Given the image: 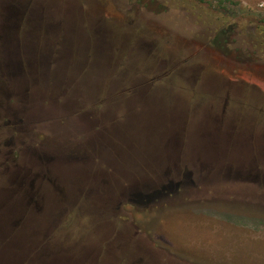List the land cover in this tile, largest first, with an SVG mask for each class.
<instances>
[{
	"label": "rangeland",
	"instance_id": "rangeland-1",
	"mask_svg": "<svg viewBox=\"0 0 264 264\" xmlns=\"http://www.w3.org/2000/svg\"><path fill=\"white\" fill-rule=\"evenodd\" d=\"M11 2L27 5L28 10H32L31 5L77 3L81 7L83 32L88 38L87 41H81V48L99 50L103 58L98 62L112 63V74L116 80L123 77L129 80L141 79L138 74H144L145 79L158 80L153 82L158 87L157 93L147 97V102L154 106H146L138 113L136 111L129 115L124 126L125 135L122 139L119 137L121 145L125 144L123 137L128 142L131 140L136 143L133 146V158L138 155L139 150L153 151L158 140L167 137L164 133H169L173 128L172 109L161 103L163 97L167 99L172 95V83L179 96L193 99V103L189 102L187 105L188 124L200 122L204 116L208 117L209 127L218 124L222 115L221 103L215 97L225 95L224 88L219 92L218 84L226 82L233 86L230 92L227 91L229 88L226 89L231 98L239 92L245 98L240 97L241 102L229 104L221 126L227 128L233 123L236 127L238 121L234 120L233 114H241L259 124L258 129L264 131V97L258 100L251 98L257 93L252 86H264V0ZM34 18L35 23L54 21L49 18V14H42L35 8ZM55 42L56 40H51L46 48L57 47ZM15 45H28L37 50L44 48L45 40L36 37L26 40L0 39V48ZM111 49H114V53ZM39 58L40 56L33 55V64H38ZM1 59L0 69L10 68L4 64H19L18 59L12 56H3ZM85 59L89 63L93 58L82 56V60ZM46 65L42 60L40 68H35L32 73L33 79H47L49 73ZM48 68L52 76L54 68ZM33 90L35 89H30L27 93V98L31 101L28 100L23 106H28L27 114L32 115L28 122L38 132L56 140L61 136L74 135L75 130L88 126V117L74 113L75 104L67 109L60 107L62 102L56 98V91L49 90V94H43L37 99ZM9 92L2 81L0 145L3 153L12 149L10 130L14 102L5 99V93ZM60 108L74 113L70 120L78 119L76 127L79 128L69 126L64 115L59 117ZM195 127L198 125H189V128ZM101 142L104 143L103 139ZM122 158L126 160L128 156L124 154ZM249 168H236L232 165L211 168L210 172L212 175L219 170L223 173L221 175L232 176ZM88 169L90 170L89 167ZM257 169L264 171V168H252L250 172L254 173ZM1 171L0 201L4 203L5 197L19 182V178L12 166L1 167ZM116 171L115 169L113 176L119 175ZM108 177L107 173H99L100 186L105 185ZM80 178L78 182L66 184L49 181L40 191L35 183L31 199L30 193L22 196V214L13 215L9 224L21 219L20 224L26 228L29 219H35L37 225L44 229L38 230L39 234L34 236L35 245L43 247L42 251L47 253L64 249L69 259L77 258L79 264H264V195H258L257 199L250 198V195H233L236 191L264 193V185L256 187L249 182L234 183L228 180L224 183H210L201 188L204 193L210 192L203 194L208 198L206 200H195L187 205L174 204L164 210L136 212L128 216L127 222H120L115 226L109 224L105 217L94 215L91 207L95 197L87 192L84 183H80L84 179ZM109 179L112 182V178ZM25 186L28 188V184ZM9 207L10 204L7 208ZM3 214L0 213L2 222ZM139 228L142 232L138 231ZM1 232L0 259L8 260L12 257V240L22 231L10 224L4 226ZM131 235L133 241L129 242ZM31 238L28 236L25 241L22 239L24 245L22 242L23 246L14 250L18 259L20 258L19 264H24V261L29 264L28 253L33 252L28 247ZM137 240H141L139 244ZM158 242L168 244L175 252L176 255L167 258L172 262H158L155 255H169L157 245ZM56 255L58 254L52 256ZM181 255L190 261L178 262L179 258L175 256Z\"/></svg>",
	"mask_w": 264,
	"mask_h": 264
},
{
	"label": "flooded vegetation",
	"instance_id": "flooded-vegetation-1",
	"mask_svg": "<svg viewBox=\"0 0 264 264\" xmlns=\"http://www.w3.org/2000/svg\"><path fill=\"white\" fill-rule=\"evenodd\" d=\"M31 8L32 10H28L27 5L15 4L11 0H0V39L26 40L36 37L45 40L44 48L37 50L28 45L0 48V61L3 56H12L19 61L18 65L4 64L10 67L8 70L0 69V83L4 81L10 90L8 94L5 93V99L14 102L11 108L13 123L10 130L12 149L3 153L0 145V178L1 167L4 166H12L19 178V182L5 197L4 203L0 201V213L10 211L14 216L21 215L22 196L24 193H30L31 199L35 183L40 191L49 181L60 184L74 183L78 182L80 177L84 179L80 183H84L87 192L95 197L91 207L94 215L105 217L109 224L115 226L117 223L127 222L128 216L136 212L164 210L174 204L187 205L195 200H206L208 198L203 194L210 192L204 193L201 188L210 183H224L228 180L234 183L249 182L256 187L264 185V171L257 169L254 173L250 172L252 168H264V131L258 129L259 124L241 114L232 113L238 125L235 127L231 123L227 128L221 126L229 104L241 102L240 97L245 98L239 95L236 87L234 88L239 93L231 98L228 92L233 86L227 85L226 82L218 84L219 92L223 88L225 91L223 97H215V100L221 103L222 115L218 124L214 122L215 126L211 128L207 116L200 122L188 124L187 105L189 102L192 104L193 99L179 96L176 86L171 82L173 93L169 99L163 97L161 103L172 109L173 128L169 133H164L167 137L159 139L153 151L139 150L138 155L133 158V146L136 143L131 140L128 142L123 137L125 144L121 145L119 140L125 135L124 126L129 115L136 111L138 113L146 106H154L147 102V97L157 93L158 87L154 86L153 82L158 80L145 79L144 74H138L142 78L137 80L125 77L116 80L112 74L114 65L99 63L103 58L99 50L81 48V41H87L88 38L83 32L81 7L77 3L55 2L47 6L31 5ZM34 8L42 14H49V18L54 21L35 23ZM51 40H56L54 44L58 46L46 48ZM111 51L114 53V49ZM33 55L40 56L38 64H33ZM82 56H92L93 59L87 63L88 59L82 60ZM42 60L46 62V71L49 74L46 80L39 81L33 79L32 73L35 68H40ZM48 67L54 68L52 76L51 71L47 70ZM252 87L257 93L249 97L257 100L264 97V86ZM30 89H35L32 93L34 92L37 99L43 94H49V90L56 91V98L62 102L60 107L67 109L72 107L71 104H75L74 113L88 117V126L76 127L78 119L70 120L74 113L60 108L59 117L64 115L63 118L69 121V126L80 130H75L74 135L61 136L56 140L38 132L28 122L32 116L27 114L28 106H23L28 100L31 101L27 98ZM2 106L0 96V109ZM2 118L0 110V120ZM189 125L198 127L189 128ZM1 126L2 123L0 130ZM232 136L234 138L231 139ZM102 139L104 143L101 142ZM124 154L128 156L126 160L122 158ZM232 165L236 168H250L247 171H238L232 176L221 175L223 173L219 170L211 175V168ZM115 169L119 174L117 176H113ZM99 173H107L112 182L108 177L105 185L100 186ZM25 184H28V188ZM213 194L215 193H211ZM233 195H250V198L257 199L258 195L264 193L236 191ZM2 204L6 206L3 208ZM8 204L10 209H7ZM20 223L21 219L16 220L13 226L19 231H30L29 237H32L28 246L33 249V252L28 253L30 261L65 263L70 260L64 249L49 253L39 251L33 238L39 234L38 230L44 229L37 225L35 219L30 218L26 228ZM140 230L142 232L139 228L138 231ZM145 232L147 231L144 229V234ZM132 239L131 235L129 242L133 241ZM137 241L139 244L141 240ZM157 245L169 254L155 255L158 262H172L167 258L176 254L170 246L161 242ZM54 254L58 255L52 256ZM175 257L179 258L178 262L190 261L182 255Z\"/></svg>",
	"mask_w": 264,
	"mask_h": 264
},
{
	"label": "water",
	"instance_id": "water-1",
	"mask_svg": "<svg viewBox=\"0 0 264 264\" xmlns=\"http://www.w3.org/2000/svg\"><path fill=\"white\" fill-rule=\"evenodd\" d=\"M7 209H10V207L7 208ZM3 215H4V218H3L4 222H2V220L0 221V233H3V232H1V230H3L4 226L10 225V224L13 225L12 223L9 224V220H11L13 214L10 213V211L9 212L6 211ZM7 219H8V221H7ZM29 233H30V231H22L21 234H18L16 236H14L15 238H13L12 244H11V249L12 248L13 249H12L11 254H10V255H12V257H10L8 260H4V259L1 260L0 259V264H19L20 258L18 259V255L15 254L16 251L14 252V250H16V248L22 247L24 245V242L22 241V239H24V241H25L26 238H28V236L30 235ZM21 235H23V236H21ZM22 242H23V245H21ZM54 263H59V264H79L77 258L70 259L69 261H66L65 263H61V262L56 261V262H53L51 264H54ZM29 264H48V262L29 261Z\"/></svg>",
	"mask_w": 264,
	"mask_h": 264
},
{
	"label": "trees",
	"instance_id": "trees-1",
	"mask_svg": "<svg viewBox=\"0 0 264 264\" xmlns=\"http://www.w3.org/2000/svg\"><path fill=\"white\" fill-rule=\"evenodd\" d=\"M39 249V251L41 252L44 248H38ZM27 263V261H24V264H26Z\"/></svg>",
	"mask_w": 264,
	"mask_h": 264
}]
</instances>
